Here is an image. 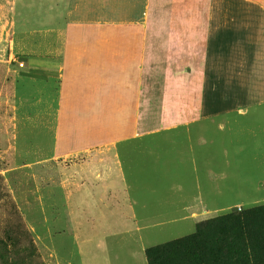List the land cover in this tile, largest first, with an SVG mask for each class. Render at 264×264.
Listing matches in <instances>:
<instances>
[{"label": "crops", "instance_id": "crops-1", "mask_svg": "<svg viewBox=\"0 0 264 264\" xmlns=\"http://www.w3.org/2000/svg\"><path fill=\"white\" fill-rule=\"evenodd\" d=\"M3 4L38 28L17 69L52 145L27 167L69 200L74 264H149L148 249L264 205V0Z\"/></svg>", "mask_w": 264, "mask_h": 264}, {"label": "rangeland", "instance_id": "rangeland-1", "mask_svg": "<svg viewBox=\"0 0 264 264\" xmlns=\"http://www.w3.org/2000/svg\"><path fill=\"white\" fill-rule=\"evenodd\" d=\"M1 8L0 264H74L76 252L71 250L63 216L69 200L58 198L56 202L53 190L43 186L47 172L27 167L29 162H38L37 146L43 156L52 145L47 133L49 114L39 117L37 102L24 98L32 91L23 89L34 81L24 79L26 75L17 69L24 68L30 52L37 54L38 28L32 20L30 25L26 21L12 25V14L8 15L12 11L7 12L5 4ZM40 118H45L41 127ZM43 126V138L34 139L33 132L36 135ZM261 207L264 205L237 207L202 222L193 235L161 246L152 256V264H264Z\"/></svg>", "mask_w": 264, "mask_h": 264}, {"label": "trees", "instance_id": "trees-1", "mask_svg": "<svg viewBox=\"0 0 264 264\" xmlns=\"http://www.w3.org/2000/svg\"><path fill=\"white\" fill-rule=\"evenodd\" d=\"M261 210H264V207H261ZM161 246H163V245H161ZM161 246L153 247V248H150V249H148V250L146 251V257H147V260H148V263H149V264H152V256H153V254H154L156 251H158V250L161 249Z\"/></svg>", "mask_w": 264, "mask_h": 264}, {"label": "built area", "instance_id": "built-area-1", "mask_svg": "<svg viewBox=\"0 0 264 264\" xmlns=\"http://www.w3.org/2000/svg\"><path fill=\"white\" fill-rule=\"evenodd\" d=\"M20 67H23V64H20Z\"/></svg>", "mask_w": 264, "mask_h": 264}]
</instances>
